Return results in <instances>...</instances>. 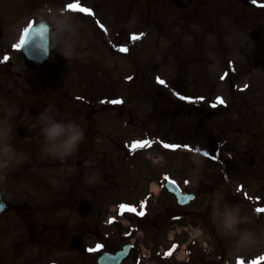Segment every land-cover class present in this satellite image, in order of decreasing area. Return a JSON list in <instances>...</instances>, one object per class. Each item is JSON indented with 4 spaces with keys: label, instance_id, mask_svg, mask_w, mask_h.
Returning a JSON list of instances; mask_svg holds the SVG:
<instances>
[{
    "label": "rangeland",
    "instance_id": "374dc122",
    "mask_svg": "<svg viewBox=\"0 0 264 264\" xmlns=\"http://www.w3.org/2000/svg\"><path fill=\"white\" fill-rule=\"evenodd\" d=\"M69 0H51L54 3L53 8H61ZM83 7H88L92 9L93 7L96 10L95 15L86 17L83 20V23L78 21V26L81 28L80 31L86 30L82 35V52L89 53L91 46H93V41L95 38L93 36L92 28L97 30L96 25H104L106 28L103 29L105 34L108 36L99 37V41L102 45H108L110 42L122 43V40L118 38L121 28H123V22L128 24V32L126 33L130 36L136 31L144 29L147 31L148 36V49H144L146 43L137 46L132 58V63L135 62L132 69L133 72L141 76L143 73H147L148 77L154 78L156 82L155 85L148 84L146 89L142 88L141 85L137 82L131 83V99H134V91L140 92L142 98L146 99V103L152 102L154 98L161 99L157 96V90H164L167 87V83L161 85L158 83L160 76H168L169 69L168 65L171 62H174L178 57L181 61L195 60L200 58L201 65L204 67L197 68L193 71V75L207 79L199 80L202 84L209 83L211 87L207 92L211 91L212 94H221L228 99V106L222 107L218 114L214 116H200L193 119L191 117H186L185 114H180V117H177L175 120H179L178 132H182L180 136H184L180 141L186 142L185 144L191 150L195 152L185 153L180 150L179 158L183 161V166H186V170L190 169L189 175H193L196 178L193 179L190 183L193 182V187L199 188V199L196 203L188 206V209H197V210H206V219L203 222L199 218H188V210L184 212V220H187L188 223H179V230L182 231L180 234L181 243L184 244L187 239H189L188 233H184L186 230L184 226H187L191 235L200 234L201 230L205 232L204 236L208 242V246L205 245L206 249H212L213 246L218 245L221 238H224L228 244V248L232 247L230 240L222 235L217 230L216 224L211 219V199L214 192L218 189L224 193L225 199L230 204H237L241 207L244 214H251L250 220L251 223L247 225H242V227H247L253 229L257 232L264 231V215L252 213L258 207H264V0H254L258 4L249 7L245 5H240L236 0H223L225 1L223 5H215L216 8L212 7L210 19L202 17L205 20H198L197 18L188 17L189 26L193 30L201 31L199 33L204 35L203 39L207 44L202 52L192 51L189 48L188 43H183L182 45H177L175 40L180 39L181 41H188L189 39L180 37V27L184 22L178 23L172 14L167 10H162L161 5L149 4V0H81ZM132 1V2H130ZM136 3H135V2ZM150 3H152L150 1ZM236 3V4H234ZM112 4V11L110 12L109 19L104 18V14H108L107 10L103 11V7L110 6ZM45 5H41L43 8ZM40 8V9H41ZM157 12L166 13V17L160 21L154 20V16H158ZM147 14V16L142 17V15ZM151 17V18H150ZM152 19V20H151ZM98 21V22H97ZM151 25V27H150ZM149 30H152L149 31ZM206 32H205V31ZM257 32L255 39L252 38V33ZM100 35H103L101 32H98ZM176 34L175 37L173 36ZM88 34V35H86ZM96 34V32H95ZM126 35V36H127ZM79 39L81 40L80 32ZM174 40L171 43V40ZM96 40L98 41V36L96 35ZM167 41L168 47H163V43ZM203 41H200V43ZM137 44V43H136ZM139 44V43H138ZM198 48V47H197ZM58 55V61H60V54L55 53V57ZM109 58H113L112 54H107ZM108 58V59H109ZM146 58L151 59L152 61L157 59V65L159 61L162 60L166 65L156 70L154 66L146 64L147 68L144 69L143 63H145ZM70 59V58H69ZM67 60L64 57L63 67L66 65V69L61 70V77L67 82V105L70 109H75L76 105H82V101L73 100L74 95H81L86 98L92 106H98L100 102V97L95 96L93 92V84H95V74L91 69V65L87 67L77 68L72 65L73 60ZM107 59V60H108ZM122 59V58H121ZM117 62L120 58L115 59ZM262 61L263 64L259 68H253L254 62ZM70 64L72 66H70ZM95 70L100 73L101 67L103 66L100 63L92 64ZM227 65L231 67H227ZM106 70V69H105ZM121 70V69H120ZM157 75V76H156ZM210 75V78L208 77ZM156 76V77H155ZM223 77V78H222ZM229 77L233 78V81L237 85L233 93H236L233 97H230V89L228 85ZM161 79V78H159ZM102 84L101 86H103ZM239 86V89H238ZM79 87L83 89L80 90ZM40 89H43L40 86ZM186 91V90H184ZM202 92V91H201ZM186 93H190L186 91ZM206 93V92H202ZM195 94V93H192ZM223 99V98H221ZM224 102L226 101L223 99ZM230 100V101H229ZM70 102V103H69ZM132 102L135 104L132 112L134 117V123L129 122L128 117H121L119 113L99 109L94 111L90 115V121L95 125H107L109 122L107 119H112L113 135L117 140L122 138L127 140L133 137L144 136L145 133L137 132L143 125H148L147 133L151 135H162L167 141H173L166 134V130L162 129L160 132H155L151 128L150 118L148 113H144L142 110L144 108H150L148 105H143L140 107V100ZM125 103V102H124ZM206 104V101L202 102ZM212 103H217L216 100H213ZM71 104H73L71 106ZM129 108L128 104H124ZM84 106V111L90 113V108ZM159 106V105H158ZM131 107V106H130ZM160 109H163V106H159ZM125 110V108H124ZM149 110V109H148ZM109 113V116L105 114ZM126 114V110H125ZM114 115V117H113ZM124 119L127 120V125L123 126ZM118 125V126H117ZM194 125L193 129L191 126ZM110 126V125H109ZM107 127V126H105ZM37 131L32 137V141L28 144H25V149H21L22 157L19 160H22L21 163L28 168L27 163L30 162L31 168L29 170L35 171L34 164L36 162H43L46 164L44 170L42 171L46 175L47 173H60L65 172L69 175L73 185L71 190L66 196L56 197L53 199L54 202L49 203L53 207L50 208V213L52 219H61L60 222L67 221V227L65 234L67 238L70 239L71 236L75 235L79 230L80 226L83 224L80 222V214L78 212L79 201L84 197L81 195V191L86 190V187L81 188V185L77 184L78 173L76 171L77 157L74 156L69 158V163L65 160L53 159L51 157L45 156L43 154V149L45 147L43 136L40 130V127H36ZM145 132V131H144ZM198 134V135H197ZM189 138V139H188ZM110 142L106 141V145ZM104 148V147H102ZM196 149L200 151L197 152ZM161 149L157 146L151 148L145 152H142L141 158L146 159L148 162L152 160L155 162V159H160L162 155L159 153ZM117 153V150L115 148ZM204 151L210 153L208 157L202 155ZM115 153V154H116ZM199 154L203 159V167L197 168L196 165L192 163V155ZM171 157H174L172 153L163 154L164 159L167 160ZM215 157L213 159L212 157ZM162 161V162H163ZM161 162V161H160ZM135 164V166H137ZM13 166L11 165L8 172H12ZM153 166V164H152ZM166 165L160 166L161 169H164ZM121 169V168H119ZM80 170V169H79ZM223 170L226 172L223 176ZM26 171V170H25ZM73 171V172H71ZM114 169L111 166H108L107 170H103V167L100 165L97 174L99 180L102 178V173H111ZM68 173H71L68 174ZM227 177L225 178V176ZM51 178V177H49ZM199 178H202V182L198 184ZM181 181H184L181 179ZM189 184V186L191 185ZM236 188L239 189L236 190ZM138 197H123V194L113 195L108 199H113L108 208H104V204L108 199L105 200V197H94L91 198L94 200L95 204L98 206L95 213L87 219V221L98 217L105 218L109 214H114L115 206H117L119 201H135ZM155 202V197L149 198V208H155L153 204ZM33 209V208H29ZM35 211H30V214L36 215L33 221L41 219L43 217L48 218L44 213L42 208H34ZM23 211V210H22ZM256 211V210H255ZM21 214V213H20ZM42 216V217H41ZM3 218V228H6L4 233V243L10 246L11 244L17 247L19 245L24 246L23 254L24 261L28 264H31V258L36 259L34 264L43 263L47 260H54L56 264H76L77 254L74 251L67 250V252H53L50 256L43 255L40 251L39 246L32 244L33 242L19 241L15 238L18 234L22 236L25 234V225L24 223H31L32 218H27L24 222L18 220L14 213H8ZM2 218V219H3ZM46 223L51 225L49 219L45 220ZM192 225V228L190 227ZM206 224V225H205ZM110 228L101 225V230L106 232ZM190 235V236H191ZM15 239V241L13 240ZM184 239V240H183ZM29 244L31 246H27ZM264 246V243H261ZM225 246V245H224ZM260 246L254 247L252 249L246 250L244 252H237L233 247L230 249L229 255H249L256 251ZM39 248V250H38ZM1 249V248H0ZM264 249V247H263ZM11 251V248H9ZM184 250V251H182ZM39 252V253H38ZM222 252L220 249L209 252L210 264H221L220 255ZM185 255V247L180 244L179 252L177 257L180 260H175L177 262H182L183 256ZM44 258L43 261H38ZM12 260H14L12 258ZM195 262L191 264H199L196 259ZM5 262L4 264H7ZM55 263V262H54ZM13 264V263H11ZM170 264V263H164ZM176 264V263H171Z\"/></svg>",
    "mask_w": 264,
    "mask_h": 264
},
{
    "label": "clouds",
    "instance_id": "9594fccd",
    "mask_svg": "<svg viewBox=\"0 0 264 264\" xmlns=\"http://www.w3.org/2000/svg\"><path fill=\"white\" fill-rule=\"evenodd\" d=\"M38 19L49 26L50 47L67 60L76 55L80 43L77 21L66 11L45 5L39 10ZM168 42L163 47H168ZM44 149L43 154L53 159L65 160L74 155L85 140V130L77 122L57 119L52 107L46 108L37 116ZM12 125L8 119L0 120V184H3L13 163H19L17 149L11 143ZM192 163L203 167L199 154L192 155ZM211 219L217 230L228 238L237 252H244L264 243V231L242 227L251 223L250 217L243 213L237 204L226 201L224 193L217 190L211 199Z\"/></svg>",
    "mask_w": 264,
    "mask_h": 264
},
{
    "label": "snow or ice",
    "instance_id": "6c2138e0",
    "mask_svg": "<svg viewBox=\"0 0 264 264\" xmlns=\"http://www.w3.org/2000/svg\"><path fill=\"white\" fill-rule=\"evenodd\" d=\"M66 10H70V11H73V12H76V13L86 14V15H88V16L93 15V11H92V9H90V8H88V7H83V6H81L80 0H76L75 3H69L68 5H66ZM40 26H41L42 30L47 31V27H46L45 25H40ZM101 27H103V25H101ZM33 30H34V22H30V23L28 24V26L23 30V33H22V35H21V37H20V41H19V43L16 44V45H14V47H15V48H21V47L25 44L26 39L31 35V33H32ZM140 35L142 36L143 34H140ZM120 51H121V52H127L128 49H127V48H121ZM5 59H7V57H6ZM222 78H223V77H222ZM157 79H158V83H160L161 85L165 84V81H164V80L159 79V78H157ZM180 98H181V99H190V98H188V97H183V96H181ZM201 99H202V98H201ZM112 103H113V104H119V103H122V101H120V100H114V101H112ZM223 103H224V100L218 97V98H217V104H223ZM213 107H216V104H213ZM148 144H150V141H138V142H135V143L132 145V147H133L134 149H135V148H141V147H145V146L148 145ZM163 146H164L165 148H170V149H178V148L181 147V145H174V144H172V145H170V144H164ZM183 147L188 148L187 145H185V146H183ZM189 150H191V149H189ZM196 151L199 152L200 150H199V149H196ZM202 155L205 156V157H208V156L210 155V153L207 152V151H204V152L202 153ZM212 158L215 159L214 156H213ZM165 179H167V177H165ZM172 183L174 184L175 181H172ZM186 183H187V182H186ZM141 207H143V204L141 205ZM121 208H122V209H125V210H127V211H132V212H135V211H136V209H135L134 207L127 206V205H121ZM255 210H256V212H258V213H264V207H258V208H256ZM144 214H145V213H144L143 211H140V212L138 213V215H140V216H143ZM100 247H102V246H101V245H98V246H97V249H90V251H96V250H98ZM175 247H176V246L174 245L173 248H175ZM168 255H171V251L168 253ZM259 260H264V257H260V258L258 259V261H253L252 264H259ZM238 264H242V262H238Z\"/></svg>",
    "mask_w": 264,
    "mask_h": 264
},
{
    "label": "flooded vegetation",
    "instance_id": "af4514ba",
    "mask_svg": "<svg viewBox=\"0 0 264 264\" xmlns=\"http://www.w3.org/2000/svg\"><path fill=\"white\" fill-rule=\"evenodd\" d=\"M164 1L165 0H159L160 3H164ZM210 3H211L210 0H191L190 6L193 7V10L198 9L200 11V15L203 17V15H206V10H207L208 6L210 5ZM183 10H185V9H183ZM185 15H188V16H191L192 18H195V16L198 15V14L195 13V12H192V13L191 12L190 13H187L186 12V13H184L183 16H185ZM184 23L187 24L188 22H184ZM10 70H11L10 68L9 69H4L2 67V64H0V75H6V74L9 73ZM19 73L20 72H18V74ZM19 77L20 76H18V77L17 76L16 77H12L11 80L7 81V84H9L11 86V88L9 89L10 92L17 91V92H20V93H24V91L26 90L25 88H21L20 89V83L17 80ZM49 78H50L51 81L54 80L52 76H50ZM1 80H2V78H1ZM25 82H26V84H29L31 87H33L35 85V83L33 82V80L30 77L25 78ZM49 84H50V89L51 88H54V89H58L59 88L60 90H65V84L64 83H61V82L60 83H55L53 85V87H51L53 83H49ZM48 88H47V91H48L49 94H51V91ZM63 98L66 99V94L65 93L63 94ZM32 101H34L36 105H34V103H32ZM40 101H42V100L41 99H33V100H31L27 104V106H28V109H27L28 112L31 113L30 107H32V106L37 107L36 109L32 110V113H34V114L35 113H39V110L40 111H43L40 108V106L42 104V103H40ZM47 101H53V99H50V100H47ZM23 105H24V103H22V106L20 108H17L16 109V112L20 116L22 122L23 123H26V122H28L30 120L26 118L27 117L25 115V109L26 108ZM97 146L99 147V143H97ZM93 147L94 148L96 147L95 144H93Z\"/></svg>",
    "mask_w": 264,
    "mask_h": 264
}]
</instances>
